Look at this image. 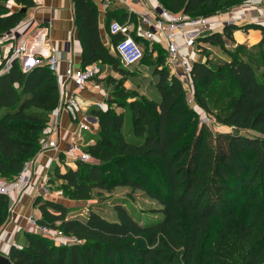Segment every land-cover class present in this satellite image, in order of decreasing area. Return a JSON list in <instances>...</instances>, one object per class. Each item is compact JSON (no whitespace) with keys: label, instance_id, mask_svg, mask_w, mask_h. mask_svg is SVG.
Returning <instances> with one entry per match:
<instances>
[{"label":"trees","instance_id":"1","mask_svg":"<svg viewBox=\"0 0 264 264\" xmlns=\"http://www.w3.org/2000/svg\"><path fill=\"white\" fill-rule=\"evenodd\" d=\"M158 1L168 11L196 17L224 11L242 0ZM72 2L83 68L106 64L125 77L118 58L101 41L97 6L91 0ZM35 5V0H0V35L18 25L23 9ZM126 17L122 10H107L105 26ZM250 28L261 29V40L252 46L235 44L233 32ZM110 39L112 44L117 37ZM134 39L139 45L144 42ZM201 42L220 49L228 61L213 65L206 51L203 61L193 64L197 107L218 125L257 135L214 134L201 124L190 143L177 148L193 126L195 112L181 82L159 57L154 70L158 99L109 96L107 110L90 111L97 119L93 144L86 147L93 161L76 162L75 169L63 172L55 167V177L49 175L47 183L61 180L68 199L79 202L88 201L95 190H138L162 205V218L142 226L117 205L116 221L94 211L79 220L60 203L36 199L39 223L80 243L60 245L25 232L26 244L10 247L7 257L12 264H264V236L254 239L259 207H264V29L226 27ZM153 54L144 51L140 62ZM58 98L57 79L46 65L24 72L17 59L0 72V174L7 182L38 152ZM115 108L124 111L117 113ZM241 198L256 208L245 223L232 227ZM8 206V199L0 195V229L8 218ZM213 223L221 228L211 238Z\"/></svg>","mask_w":264,"mask_h":264},{"label":"built area","instance_id":"2","mask_svg":"<svg viewBox=\"0 0 264 264\" xmlns=\"http://www.w3.org/2000/svg\"><path fill=\"white\" fill-rule=\"evenodd\" d=\"M98 1L104 8H106L108 3L113 2H118L127 8V18L122 22L118 20L110 22L106 32L109 38L117 37L116 42L110 43L109 46L121 65L127 68L140 63L142 60L143 48L134 39V37H139L148 45L159 46L163 49L165 52L164 65L172 75L178 78L184 91L190 92L192 96V66L197 61H203L204 57L202 58L201 56H203L202 53L204 50L210 51V48L202 43L201 39L213 33L221 34L226 27L255 23L247 20L248 18L243 11L246 8L245 5L241 9L229 12L230 14L227 13V17H189L181 12L173 13L168 11L158 0ZM256 18L258 19L257 24L264 29V14L258 15ZM19 35L16 29L0 35V47L10 46L9 56L4 62L0 60V65L2 66L1 73L7 71L13 61L20 60L24 55L26 40L23 36ZM68 48L70 47L68 46ZM150 52H152L151 48ZM45 65L57 79L60 101L74 113L73 119L75 126L74 131L71 133L72 140L68 143L67 148L60 153L58 148L59 124L48 125L44 131V137L37 155L23 164L17 176L11 182H7L0 174V195H4L8 199L9 218L15 214L21 196L28 190H32L34 200L41 199L43 201L56 202L55 196L57 195L50 189L47 178L38 184L33 182V164L37 156L50 149L64 157L62 163L65 160L74 164L76 162H92L93 158L86 151L88 145L83 140V133L95 134L97 120L92 121L88 110L91 107L102 111L107 110V105L104 102L88 103L81 100L74 91H66L68 83H71L76 89L81 90L91 80L99 78L102 75V71L100 70L101 64L94 63L85 68L75 69L72 63L68 62L64 73L60 75L58 73V51L54 47H49ZM200 121L207 126V124L213 122V119L204 115ZM25 225L28 228V233L43 236L60 245L70 246L80 243L74 237L65 235L60 230L51 229L46 225L40 224L39 220L33 217H27L25 219Z\"/></svg>","mask_w":264,"mask_h":264},{"label":"crops","instance_id":"3","mask_svg":"<svg viewBox=\"0 0 264 264\" xmlns=\"http://www.w3.org/2000/svg\"><path fill=\"white\" fill-rule=\"evenodd\" d=\"M91 1L97 6L99 11V29L101 41L105 45H110L111 39L106 35L107 28L105 26V13L107 10L118 9L127 13L128 16L127 8H125L118 2L108 3V5H106V8H104L98 0ZM249 1L255 2L256 5H253V3H243L241 6L235 7L233 10L236 11L238 9H241L243 5L246 6V8L243 7V11L248 18L247 20H249L250 22L253 21L255 23L239 24L243 25V27L248 25H259L257 24L258 19L256 17L258 15L264 14V0ZM35 3V7L24 10L23 18L14 28L18 30L20 34L19 36H23L26 40L24 55L19 60V64L23 71L26 72V69H32V66H34L35 63L38 62V60L41 61L43 56L47 57V51L49 47H54L58 51V73L60 75L64 73L65 67L68 62L72 63V66L75 69L83 68L81 57L82 47L78 40L77 28L74 22V10L72 0H35ZM10 5L14 6L13 3H10ZM212 15L218 16L216 15V13L209 14V16ZM219 16L227 17V13L221 14ZM261 38L262 31L260 28H250L245 30L239 29L233 32V39L235 44L237 45L244 44L247 46H252L257 44L261 40ZM68 46L70 48H68ZM206 46L210 48V51L207 52L210 54L209 60H211V53H215V48L209 45ZM229 46L232 48L235 45ZM9 47V45L0 47L1 62H4L9 56ZM218 53L219 54H215L217 58L221 59L222 61H228L227 56L224 55L222 51H219ZM201 57L203 58L204 56ZM98 64L100 65V63ZM107 66L108 65H106V67ZM101 76L95 79L101 80ZM61 79L63 80L62 77ZM95 81L96 80H91L81 90L76 89L71 83H68L66 86V91H74L81 98V100L88 103L104 102V104H107L106 101L108 100L109 95H105L104 89L102 87L97 86L95 84ZM92 110H95V108L91 107L88 110V113L89 116L92 118V121H94V117L90 115V111ZM115 111L117 113H120L122 110L119 108H115ZM73 114L74 113L70 109H68V107H66L64 103L62 104V101H60L59 97L58 105L55 110L51 113L49 125L52 126L55 123L59 124L58 148L60 153L67 148L68 143H70L72 140L71 133L72 131H74L75 126ZM94 135L95 134L87 133L86 138L90 139V143H87L88 146L93 144L94 140H92V138L94 137ZM37 153L34 156H36ZM63 159L64 157H62L61 154L54 150L49 149L42 152L39 156H37L36 161L33 164V182L35 184H38L39 182L43 181V179H48L49 175H52L51 169H53L54 167L60 168L61 172L65 170V167H70L72 169L76 168L75 164L72 165V163L67 160L62 163L64 161ZM58 181L62 183L61 180ZM32 194V190H28L26 191V193L23 194V196H21L20 202L16 207L15 214L11 218L8 217L5 224L1 227L0 254L7 256L10 247L12 245L17 246V242L20 235L23 236L25 232H28V228L25 225V219L27 217H33L37 220L41 218V213L38 209V206L34 205L35 200ZM68 201L69 206L64 203H61L59 200H56V203H60L66 208L74 206L75 201Z\"/></svg>","mask_w":264,"mask_h":264},{"label":"rangeland","instance_id":"4","mask_svg":"<svg viewBox=\"0 0 264 264\" xmlns=\"http://www.w3.org/2000/svg\"><path fill=\"white\" fill-rule=\"evenodd\" d=\"M243 3H253V5H256L255 2H251L249 0H242L237 2L236 5L234 3L233 5L235 6L232 5L233 7L229 8V6H226V10L219 11L216 13V15L219 16L224 13H229L233 11L235 7H239ZM141 46L143 47L145 53H148L151 48L152 51H154L153 56L151 58H148L149 60H145L131 67H123V69L127 73L125 77H121L120 74L113 71L110 66L106 67V64L103 66L101 65L100 70L102 71V79H93L92 81L96 80L95 84L104 89L105 95L112 96L114 93H122L128 96L132 95L135 98L144 97L152 100L158 99V93L155 88L156 76L154 75V70L158 65L159 57H162L163 64H165V52L159 46H150L145 42L141 43ZM214 50L215 53H211L210 63L213 65H217L222 63L223 61L217 58V56L215 55L219 54L218 52L220 51V49L215 48ZM206 51L207 50H204L203 52ZM45 63L46 56H43L41 61L38 60V62L35 63L34 66L45 65ZM34 66H32V68ZM29 70L30 69H26L25 71L27 72ZM185 97L188 106L195 112V121L193 126L190 128L189 133L183 138L182 142L176 146L177 148L186 147L190 143L192 136L196 134V132L200 128V125L204 124L201 123V118L206 115L204 111L197 107L194 98L190 92L185 91ZM123 111L124 110H122L121 112ZM125 117L126 119L124 126L126 130V128L129 126V117L127 111L125 112ZM207 126L211 129L212 133L214 134L232 132L242 134L243 136L248 137H253L257 135L256 132H253L251 130L228 128L226 126L218 125L214 122L207 124ZM86 135V132L83 133V140L84 142H87L89 144L90 139H87ZM94 138L95 137H93L92 140H94ZM184 161H182L180 165L184 164ZM72 165H74V163H72ZM54 169L55 167L51 169V174L55 177V172L53 173ZM66 169L68 168L65 167V170ZM63 188V183H60L55 178L52 179L50 183V189L59 197L58 199L57 196H55L56 200H59L61 203H64L69 206L68 195L63 192ZM239 203L240 205L238 207L237 220L235 222L231 221L232 227H237L239 224L245 223L248 219H250V217L252 216V212L256 208L254 207L253 202L246 198H241ZM117 205L122 206L130 214V216L135 221L139 222V224H141L142 226L152 225L162 218V214L160 212L162 209V205H160L156 200L152 199L145 193L138 190H132L127 187L116 188L111 193L95 190L92 192V196L88 201H75L74 206L68 207L67 210L69 211V215L79 220H84L88 215L89 211H94L106 220L116 221L117 218L114 209ZM259 212L261 213V218L259 219L258 224L256 225L254 239H259L260 237L264 236V207H259ZM220 225V223H213L210 232L211 238L215 237L218 234V230L221 228ZM234 229L235 228H230L231 231ZM25 244L26 241L24 236L20 235L17 242V246H24Z\"/></svg>","mask_w":264,"mask_h":264},{"label":"water","instance_id":"5","mask_svg":"<svg viewBox=\"0 0 264 264\" xmlns=\"http://www.w3.org/2000/svg\"><path fill=\"white\" fill-rule=\"evenodd\" d=\"M24 10L25 9H23V12H24ZM109 48H110V46L106 45V49H109ZM93 120L95 121L96 119L93 118ZM0 264H12V263H11L10 259L7 256L0 254Z\"/></svg>","mask_w":264,"mask_h":264}]
</instances>
